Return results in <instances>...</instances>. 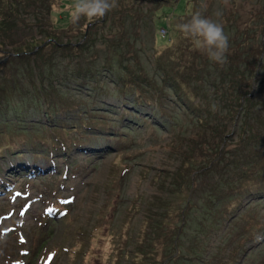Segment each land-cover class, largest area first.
<instances>
[{
	"label": "rangeland",
	"instance_id": "374dc122",
	"mask_svg": "<svg viewBox=\"0 0 264 264\" xmlns=\"http://www.w3.org/2000/svg\"><path fill=\"white\" fill-rule=\"evenodd\" d=\"M42 1L0 0V20L21 16L0 31V264H264V191L207 205L243 172L247 150L233 143L249 140L248 171L264 176V63L252 64L264 0H118L76 23L70 0ZM198 10L223 24L230 50L244 41L235 90L169 23ZM165 74L189 87L190 107ZM233 95L251 100L245 121L237 101L227 115ZM187 197L188 260L168 261Z\"/></svg>",
	"mask_w": 264,
	"mask_h": 264
},
{
	"label": "trees",
	"instance_id": "16d2710c",
	"mask_svg": "<svg viewBox=\"0 0 264 264\" xmlns=\"http://www.w3.org/2000/svg\"><path fill=\"white\" fill-rule=\"evenodd\" d=\"M174 2L176 3V1L172 0L170 3L174 4ZM186 2L187 1H185V3ZM196 2H197V0H196ZM49 4H50L49 0H43L41 7H44V10L49 11V9H50V7H49L50 5ZM180 4H181V1L178 2L176 4V6L178 8H181ZM182 7H184V5ZM222 7H223V5H222ZM171 8H173V7H171ZM39 10H43V9L41 8ZM222 17L223 16H221L219 19H221ZM8 18L10 19L11 22L16 21V23H18V20L21 18V16H20V14H13L12 16L9 15V16H6V18L1 19L0 20V31H4L5 27H7L6 21L8 20ZM100 19H103V17L100 18ZM96 21H98V19L94 20V23L96 24L95 26H97L99 24V22L96 23ZM21 23H22V21H21ZM26 27H28V26L26 25ZM263 27H264V24H263ZM165 29L166 28H162V31L165 32ZM236 33L237 32H235V34ZM88 34H89V32L86 31V34H85L86 37L88 36ZM240 35H241V33H240ZM255 37L256 36H254V38ZM50 41H55V39L54 40L50 39ZM254 41H255V39H254ZM243 42L244 41L236 42L232 46L233 48L230 47L232 51L229 49L230 51L227 54V63L223 64L221 69H218V74H220L219 81L226 85L227 91L233 90V89L235 90V88L238 87L240 85V83L243 82L246 79L245 78L246 72L243 73V71H242L243 68L248 70V63H244L245 62V58H244V53L242 51ZM260 43L261 42H259V46H257V50H258L256 52L257 54L255 53V55L252 56L253 57V59H252L253 63L252 64H253V67H254L253 69L254 70H260V72H261L262 69H263V63H264V43H261V45H260ZM23 52H25V51L17 50L13 54L16 55L18 53H23ZM7 54H8L7 55L8 57H11L10 52L7 53ZM249 68H250V65H249ZM162 78L164 79L165 83L168 84V86L171 88V90L174 93H176V94L183 93L184 94L183 96L190 103V105H189V107H190L191 104L193 103V101H189V98L191 96H193V93L189 89V87H187V85L186 86L184 85L183 80L181 78L177 79V78H175L173 76H167L166 74ZM184 87H186V89ZM249 95H250V92H249ZM247 96L248 95H238L237 97L234 96L235 97L234 99H228V98L224 99L225 101L227 100V102L230 103L227 115L231 116L232 114H234V112H233L234 111L233 110L234 107L232 106V104H235V101H237L236 105L238 107H237L236 113H240V110H243L242 111V114L244 115L243 119L244 118H248L249 117V112L246 111L245 108H247V107H246L245 104H243V103H245L247 101V103L249 104L248 106L251 105V102H250L251 100L250 99L249 100L246 99ZM179 97H181V95H179ZM194 108H196V107H194ZM244 121H245V119H244ZM263 122H264L263 119H261L260 123L262 124ZM215 132H216L215 135L217 136L219 134V131L216 130ZM242 142H243V144L237 145V143H233V145L235 146L236 152H238V151L243 152V150L244 151L247 150L246 153L245 152L241 153L242 165H243L242 171L243 172L235 173V176L233 175L234 178L233 177L221 178V181L224 182L226 185L224 187H220V184H219V189L218 188H214L211 191V195H210L209 199L207 200V205L214 206L215 203H219L220 202V203L224 204L225 202H227L228 205L231 204V205L234 206V205L238 204L239 201L244 196H248V195H251V194H253V195L259 194L260 195V194L263 193V191H264V176H261V178H258L257 176L260 173V171H258V170L251 169L250 170L251 173H250V171H248V169L257 166V165H254V164H258V162L257 161H256V163L254 162V160H253L254 156H252L249 153V151H248L249 148H248L247 145L249 144L248 143L249 140H245L244 141V138H243ZM261 144H264V139H263ZM258 157H260V159H261L264 156H262V154H261ZM228 164L229 163H227L225 165V168H228V166H229ZM206 168H207V166L206 167H201L200 170H205ZM186 171H189V170H186ZM182 174H183V172H182ZM221 175H223V172L221 173ZM248 180H250V182L248 183L247 187H243V184L246 181H248ZM229 181H233L234 184H232V185L229 184ZM194 185H195V180L193 178V179L190 180V184H189V189L192 186L193 192L195 190V186ZM185 203L186 204H185V206L183 208V210H185V212L182 213V221H181V225L179 227L178 233L176 235L177 237L173 241L171 240L172 251H171L170 255H167V259L166 260H168V261H170V260H173V261L177 260L178 261V260H183V259L184 260H188L187 257L185 258V256L182 255L181 249H180V245H181V243H180V235L183 233L185 220H186V217L188 216V211H189V209H191V206H192L191 200L188 197H187V200H186ZM161 210H162L161 214H163L164 216H168L169 215V209L161 207ZM157 225L158 224H156V228H157ZM195 257H198V256L195 255Z\"/></svg>",
	"mask_w": 264,
	"mask_h": 264
},
{
	"label": "clouds",
	"instance_id": "9594fccd",
	"mask_svg": "<svg viewBox=\"0 0 264 264\" xmlns=\"http://www.w3.org/2000/svg\"><path fill=\"white\" fill-rule=\"evenodd\" d=\"M117 7L118 0H70L68 5L73 23L79 22L82 18L87 20L102 18ZM201 8L206 10L207 5L202 3ZM169 23L182 37L190 40L194 50L204 55L210 63L217 65L227 63L229 36L225 33L223 24L217 19L205 16L203 11L198 10L191 12L182 22Z\"/></svg>",
	"mask_w": 264,
	"mask_h": 264
}]
</instances>
